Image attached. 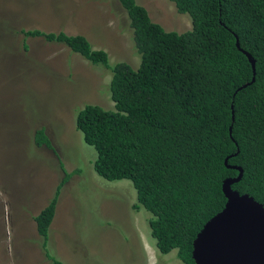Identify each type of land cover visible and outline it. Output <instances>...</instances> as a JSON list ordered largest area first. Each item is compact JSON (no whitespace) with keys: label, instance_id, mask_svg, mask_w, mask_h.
Segmentation results:
<instances>
[{"label":"trees","instance_id":"obj_1","mask_svg":"<svg viewBox=\"0 0 264 264\" xmlns=\"http://www.w3.org/2000/svg\"><path fill=\"white\" fill-rule=\"evenodd\" d=\"M118 1L137 68L111 65L82 35L19 33L105 68L114 109L86 105L72 111L76 130L96 152L93 170L106 181L132 183L133 208L152 215L157 253L176 250L181 264H195L193 241L223 209L222 183L239 173L232 167L243 174L231 188L264 206V0H170L191 20L181 34L152 22L135 0ZM237 41L255 62V81L243 89L253 71ZM33 144L51 147L44 128L34 130ZM60 187L33 217L51 264H64L46 249Z\"/></svg>","mask_w":264,"mask_h":264},{"label":"rangeland","instance_id":"obj_2","mask_svg":"<svg viewBox=\"0 0 264 264\" xmlns=\"http://www.w3.org/2000/svg\"><path fill=\"white\" fill-rule=\"evenodd\" d=\"M135 2L167 32L191 29L170 0ZM21 30L82 35L111 65H139L118 0H0V264H51L33 217L59 185L46 249L64 264H181L176 250L157 253L132 183L100 178L75 128V108L114 109L105 68ZM38 128L51 147L34 146Z\"/></svg>","mask_w":264,"mask_h":264},{"label":"water","instance_id":"obj_3","mask_svg":"<svg viewBox=\"0 0 264 264\" xmlns=\"http://www.w3.org/2000/svg\"><path fill=\"white\" fill-rule=\"evenodd\" d=\"M236 47L245 54L253 71L251 82L243 89L255 81V62L240 49L238 41ZM232 168L239 173L222 183L226 199L223 209L204 224L193 241L195 264H264V206L231 188L243 174L239 167Z\"/></svg>","mask_w":264,"mask_h":264},{"label":"clouds","instance_id":"obj_4","mask_svg":"<svg viewBox=\"0 0 264 264\" xmlns=\"http://www.w3.org/2000/svg\"><path fill=\"white\" fill-rule=\"evenodd\" d=\"M149 252V251H148ZM151 253L149 252V255H150Z\"/></svg>","mask_w":264,"mask_h":264}]
</instances>
